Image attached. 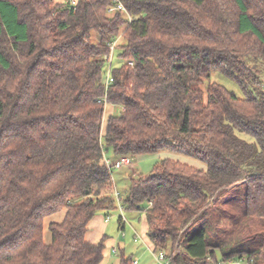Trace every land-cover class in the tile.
I'll use <instances>...</instances> for the list:
<instances>
[{
	"label": "trees",
	"instance_id": "obj_1",
	"mask_svg": "<svg viewBox=\"0 0 264 264\" xmlns=\"http://www.w3.org/2000/svg\"><path fill=\"white\" fill-rule=\"evenodd\" d=\"M121 2L127 13L0 0V264H101L105 236L85 234L118 208L105 158L159 152L200 166L162 158L128 175L123 213L143 212L153 250L264 264V0ZM62 210L46 244L44 220Z\"/></svg>",
	"mask_w": 264,
	"mask_h": 264
},
{
	"label": "rangeland",
	"instance_id": "obj_2",
	"mask_svg": "<svg viewBox=\"0 0 264 264\" xmlns=\"http://www.w3.org/2000/svg\"><path fill=\"white\" fill-rule=\"evenodd\" d=\"M111 12H114V11H111ZM118 39L119 40H117V42L121 41V36ZM117 54H118V50H116L114 52L115 58L113 60V66H116L118 64V61H117V58H116ZM261 77H262V79H261L262 80V84H264V73L261 74ZM210 80L211 81H215V82H217L219 84H222V85L226 86V88L232 89L233 91H235L240 96L243 95L241 89L234 83L235 81H233L229 77H227V76H225V75H223V74H221V73H219L217 71L213 72L211 74ZM263 86H262V88H264ZM107 109H108V107L105 108V114H104L105 117H106ZM102 131H103V129H102ZM102 134H103V132H102ZM108 155L109 154H106L105 156H108ZM140 155H144V154H140ZM145 155H147V154H145ZM177 157H179V156L177 155ZM180 157H182V156H180ZM183 158H185L188 161H192V160H190V159H188L186 157H183ZM160 159H162L161 156H158L157 154L156 155H152V156H143V157H141V159H139L138 157H135V158L132 159L131 164L129 166H120V168L113 169V171H112V175H113L112 182L114 184V186H113L114 192L111 194L113 196V198L115 199L116 190L119 191L120 193H122V195H124V189H125V187H126V185L128 183L127 175L131 174L133 176H138V175L149 174L151 172L153 166ZM178 159H180V158H178ZM111 160L112 161H117L118 158L111 159ZM192 162L200 165L199 163H197L195 161H192ZM118 169H120V170H118ZM115 201H116V205L118 206V208H116L114 211H112L109 216H106V219L110 220V222L108 223V225H109V227L107 229L108 232L107 231L105 232V234L107 235V237H105V247L106 248L104 250V260H103V262L101 264H107L108 260H110L108 258V255H107L108 254L107 250H109V246L112 245V241L114 239H115V241L120 243L119 246H122V244L128 242V245L126 247H124L125 252L128 251L129 249H131V247L133 245V239H132L133 236H132V233H131L132 230H131L130 225L125 226L124 230L118 229V227H117V218H118V216H126L129 220H131L130 223L137 230L141 231L140 224L135 222L136 219L134 218V220H132V214L134 216H136L135 213L132 212V211H128L127 209L124 210V213L121 212L119 210V204H120L119 201L118 200H115ZM139 213L142 214L143 212H139ZM96 214L105 215L102 212H98ZM224 221H226L227 224L230 222L227 218H225ZM262 228H264V226ZM44 230L47 232V228H44ZM247 233H248V231H247ZM47 236H45V232H44V237L46 239H47ZM111 247H113V245ZM116 250H118V248H117V246H114L113 251L116 252ZM110 251H111V248H110ZM118 253H113V255L117 258L118 255H116V254H118ZM242 259L243 260L240 263L239 262H235V261L234 262L233 261H228V262H223L221 264H250V263L246 262V258L245 257L242 258Z\"/></svg>",
	"mask_w": 264,
	"mask_h": 264
},
{
	"label": "crops",
	"instance_id": "obj_3",
	"mask_svg": "<svg viewBox=\"0 0 264 264\" xmlns=\"http://www.w3.org/2000/svg\"><path fill=\"white\" fill-rule=\"evenodd\" d=\"M60 2H63V0H58ZM108 109L106 111V116L115 112L118 107L115 105H108L107 106ZM105 116H104V120H105ZM105 122V121H104ZM102 129H104V126L102 127ZM104 133V130L102 131ZM158 156H161V158H172V159H177V160H181L185 163L194 165V166H200L192 161H188L183 157H177V155L171 154V153H166V152H159L156 153ZM156 154H147V155H138L136 157H138L139 159H141V157L143 156H152V155H156ZM180 158V159H178ZM111 159H116L114 157H111ZM132 161V160H131ZM203 167V166H202ZM120 170V169H118ZM128 172V171H127ZM132 172V171H131ZM128 177V175H127ZM136 216H134L132 214V220H134V218L136 219L135 222L140 224L141 227V231L137 230L130 222L131 220H129L126 216V219L128 220V224L131 227L132 230V236H133V245L131 247V249H129L128 251L125 252L124 247H126L128 245V242L122 244V246H119V242L115 241V239L112 241V245L113 247H111L112 245L109 246V250H107V255L108 258L110 260H108L107 264H109L112 261H115L116 257L113 255V253H118L116 255H120L121 253H124L125 255H130L132 256V260L136 261V264H155L154 261V257L152 255V244L147 236V224L145 222L144 219V215L141 213H135ZM138 215V216H137ZM65 216V211L62 210L58 213H55L53 215H50L48 217L45 218L44 220V227H43V240L46 244H50L51 243V233L48 229V226L51 222H62L63 218ZM137 217V218H136ZM143 218V219H142ZM110 222V220L106 219V215L103 214H95L94 217L91 219V221L88 223V230L86 231L85 234V240L89 243H98L102 238L107 237V235L105 234V232L107 231L109 225L108 223ZM46 223V224H45ZM118 218H117V227L118 229H120V225L118 224ZM126 225V226H127ZM44 228H47V232L44 230ZM124 230V229H123ZM49 231V232H48ZM44 232H45V236H47V239L44 237ZM108 232V231H107ZM105 239V238H104ZM129 240V239H128ZM115 242V243H114ZM114 246H117L118 250H116V252L113 251ZM111 248V251H110Z\"/></svg>",
	"mask_w": 264,
	"mask_h": 264
},
{
	"label": "built area",
	"instance_id": "obj_4",
	"mask_svg": "<svg viewBox=\"0 0 264 264\" xmlns=\"http://www.w3.org/2000/svg\"><path fill=\"white\" fill-rule=\"evenodd\" d=\"M64 1L67 2L70 5L75 6L78 3L79 0H64ZM107 11H108V13H115L117 11H123V12L127 13L126 9H125V6L121 2V0H112V4H110L108 6ZM111 11H114V12H111ZM129 18H130V16H129ZM118 38H120V36ZM115 44H116V42L114 43V45ZM112 81H113V78H112V76L110 74L105 76L104 83H105L106 86L111 84ZM105 160H106V165H107V167L109 169H117V168H120V166H129L131 164L130 157H121L117 161H112L111 158L106 157ZM122 198H123L122 193H120L119 191L116 190V192H115V200L119 201V203H120L119 204V210L121 212H123V205L121 203L122 202ZM124 218L125 217H122V219H124ZM152 254H153V257H154L155 264H176L171 259V257H168L166 255V252H164L162 250H152ZM132 264H136V261L133 260Z\"/></svg>",
	"mask_w": 264,
	"mask_h": 264
}]
</instances>
